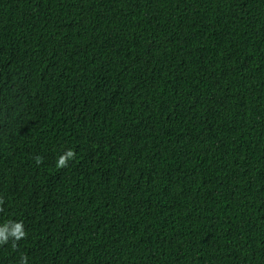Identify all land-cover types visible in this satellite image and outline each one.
<instances>
[{"label":"trees","instance_id":"1","mask_svg":"<svg viewBox=\"0 0 264 264\" xmlns=\"http://www.w3.org/2000/svg\"><path fill=\"white\" fill-rule=\"evenodd\" d=\"M15 223L0 264H264V0H0Z\"/></svg>","mask_w":264,"mask_h":264},{"label":"clouds","instance_id":"2","mask_svg":"<svg viewBox=\"0 0 264 264\" xmlns=\"http://www.w3.org/2000/svg\"><path fill=\"white\" fill-rule=\"evenodd\" d=\"M75 153L72 152L71 150L67 151L64 155H61L59 157V160L57 162L58 166H65L67 163V159L74 157ZM38 162H39V158ZM12 236L16 239L22 238L25 233L23 231V224L22 223H15L14 226L9 230L7 226L5 227H0V243L7 242L8 237Z\"/></svg>","mask_w":264,"mask_h":264}]
</instances>
